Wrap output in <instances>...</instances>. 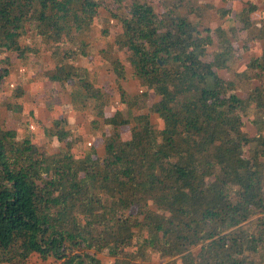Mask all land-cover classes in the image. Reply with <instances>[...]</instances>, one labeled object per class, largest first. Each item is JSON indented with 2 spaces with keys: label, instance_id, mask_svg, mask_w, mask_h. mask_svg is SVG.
<instances>
[{
  "label": "trees",
  "instance_id": "1",
  "mask_svg": "<svg viewBox=\"0 0 264 264\" xmlns=\"http://www.w3.org/2000/svg\"><path fill=\"white\" fill-rule=\"evenodd\" d=\"M103 6L0 0V85L10 75L9 53H34L22 45L31 33L56 60L46 76L69 84L72 103L92 105L95 121L112 128L101 132L102 156L91 144L75 152L68 121L54 118L42 134L63 147L51 154L0 120V264H27L33 255L57 264H264V48L234 71V81L219 73L235 57L230 33L243 47L264 40V8L246 0L235 16L217 10L242 25L245 39L235 27L203 25L212 7L198 0H160L158 7L131 0L109 12L121 32L100 55L117 76L122 107L108 117L104 87L77 64L87 45L76 43ZM214 36L218 47L208 61ZM122 55L139 82L134 96L120 86ZM152 94L160 100L140 114ZM23 95L16 87L14 96ZM245 119L254 135L244 131ZM125 126L128 140L120 134Z\"/></svg>",
  "mask_w": 264,
  "mask_h": 264
},
{
  "label": "crops",
  "instance_id": "2",
  "mask_svg": "<svg viewBox=\"0 0 264 264\" xmlns=\"http://www.w3.org/2000/svg\"><path fill=\"white\" fill-rule=\"evenodd\" d=\"M219 1L222 4L225 3L222 0ZM221 8H224V5ZM95 26L99 27V22ZM97 38L101 40V35ZM22 45L31 46L34 53L28 54L25 58H19L12 53L8 54L12 63L10 75L0 85V120L4 127L7 130H17L20 136H30L35 143L45 138L42 133L53 127L54 118L66 119L73 133L76 130L81 133L82 128H88L94 119L92 109L74 105L71 100L73 88L69 84L62 85L59 82H53L46 76L56 68V60L50 47L31 33ZM105 49L107 45L106 48L100 49L95 63L90 64L92 59H88L89 55L84 57L86 65L79 64L81 57L77 62L80 67L89 70L96 83L103 87L107 76L117 84V76L111 64L100 55ZM125 67L126 79L120 81V86L127 92L126 82L137 84V86L139 82L134 77L130 64L126 62ZM18 86L24 89V95L21 98L14 96ZM136 94L138 92L134 95ZM6 104H20L23 110L14 114L6 108ZM108 107L105 113L108 117H112L116 109L111 103Z\"/></svg>",
  "mask_w": 264,
  "mask_h": 264
},
{
  "label": "rangeland",
  "instance_id": "3",
  "mask_svg": "<svg viewBox=\"0 0 264 264\" xmlns=\"http://www.w3.org/2000/svg\"><path fill=\"white\" fill-rule=\"evenodd\" d=\"M101 1L104 5L99 10L100 16H99V27L98 26H92V28L85 32L81 33L76 36V43L79 42H85L87 45L89 60L91 63H95V60L97 59V55L99 54V51L102 47L106 48V45L111 44L114 42L113 36H116V34H119L121 32V27L116 23V21H111L109 12L113 13H119L121 12L122 5L130 4L131 0H122V2H117V0H98ZM150 2L155 7L159 6L160 0H145ZM200 2V0H198ZM261 8H264V0H257ZM202 5L208 4L212 8L205 12L204 17L201 19V23L203 25L212 26L213 28L225 24V27H235L236 29L240 30L241 35L246 38L245 32L241 29L242 25L239 22L232 23L230 20L227 19H221L220 16L217 13V10L221 8L224 5V8L231 9L232 16H235V13L237 12L238 8L241 6V4L245 5L246 0H235V2H230L228 4L221 3L219 0H201L200 2ZM194 19L197 21V18L194 17ZM104 31V32H103ZM105 31L107 33H105ZM231 31H233L231 29ZM106 34V35H105ZM101 35V40H98V36ZM233 34H229L231 37V40L233 42V47L235 48V57L232 63V66L230 67L229 71H220V75L224 77L227 80H235L234 71L237 68L242 67L244 63L248 62L251 56H253L254 52H259L263 50L264 48V40L256 41L254 43H251L249 47H243L242 41L238 37L232 36ZM217 38L214 36V45L209 48L208 57L207 60L211 61L213 59V53L216 51L218 44H217ZM71 44L69 42H63L62 47L68 48ZM85 56H81L79 60V64L86 65L84 63ZM126 56H120V58L126 63L125 61ZM125 83V87L127 89V92L130 96L134 95L135 93H140V88L137 86V84L134 83ZM238 85V84H237ZM255 85H258L255 83ZM119 85H117L114 80H111L110 77H106L105 83H104V90L107 94V97L113 105L115 109L118 107H122V103H120V92H119ZM238 94L243 98H246V95L244 92H242V87L239 86ZM1 88V87H0ZM244 91V90H243ZM160 100L159 97L152 94L149 100L147 101V108L144 109L140 114H144L148 111V107H150L155 102H158ZM117 107V108H116ZM125 109V105L123 106ZM89 108L92 109V105H89ZM110 107H108L109 109ZM106 110V109H105ZM138 114V113H137ZM92 115H93V122L91 125L88 126V128H82L81 133H79L78 130L72 134V137L75 142V152L82 151L84 144H91L98 154L102 156L104 154V143L103 138L101 136V132H105L106 134L112 133V128L109 126H103L100 121H95L94 112L92 109ZM152 124L156 126L157 128L161 129L162 125L159 122L158 115L152 114L151 115ZM249 120L245 119L246 125L244 127V131L249 133L250 135H254L255 131L254 129L249 125ZM120 134L122 135V138L124 140H128L131 137V126H125L120 129ZM70 138V139H71ZM39 142L37 144L42 145L47 151H49L51 154L57 153L59 149L62 146L60 142L57 140L54 136H48L45 138H41L38 140ZM199 248L195 249V253L199 252ZM100 258L103 259V261L108 262L107 257L100 256ZM152 262L158 263V259L156 255H151ZM27 264H57L52 259L50 260H43L38 255H33Z\"/></svg>",
  "mask_w": 264,
  "mask_h": 264
}]
</instances>
